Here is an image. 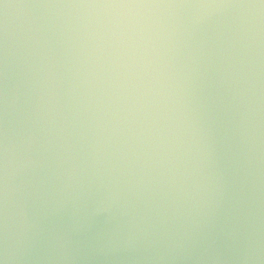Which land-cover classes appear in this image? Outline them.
Wrapping results in <instances>:
<instances>
[{
    "label": "water",
    "instance_id": "water-1",
    "mask_svg": "<svg viewBox=\"0 0 264 264\" xmlns=\"http://www.w3.org/2000/svg\"><path fill=\"white\" fill-rule=\"evenodd\" d=\"M0 264H264V0H0Z\"/></svg>",
    "mask_w": 264,
    "mask_h": 264
}]
</instances>
